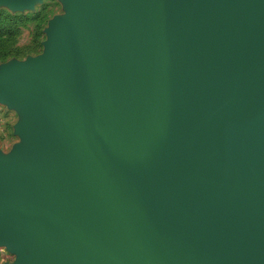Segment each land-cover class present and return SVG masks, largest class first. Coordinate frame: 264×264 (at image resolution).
I'll use <instances>...</instances> for the list:
<instances>
[{
  "label": "water",
  "instance_id": "95a60500",
  "mask_svg": "<svg viewBox=\"0 0 264 264\" xmlns=\"http://www.w3.org/2000/svg\"><path fill=\"white\" fill-rule=\"evenodd\" d=\"M61 2L0 64L2 264H264V0Z\"/></svg>",
  "mask_w": 264,
  "mask_h": 264
},
{
  "label": "rangeland",
  "instance_id": "374dc122",
  "mask_svg": "<svg viewBox=\"0 0 264 264\" xmlns=\"http://www.w3.org/2000/svg\"><path fill=\"white\" fill-rule=\"evenodd\" d=\"M65 14L61 0H33L31 7L13 9L9 3L0 2V64L10 59L23 60L43 52L44 29L48 21ZM20 115L0 103V151L6 153L18 142L13 134V124ZM14 256L0 246V264L11 262Z\"/></svg>",
  "mask_w": 264,
  "mask_h": 264
},
{
  "label": "trees",
  "instance_id": "16d2710c",
  "mask_svg": "<svg viewBox=\"0 0 264 264\" xmlns=\"http://www.w3.org/2000/svg\"><path fill=\"white\" fill-rule=\"evenodd\" d=\"M3 56V54H0V57Z\"/></svg>",
  "mask_w": 264,
  "mask_h": 264
}]
</instances>
